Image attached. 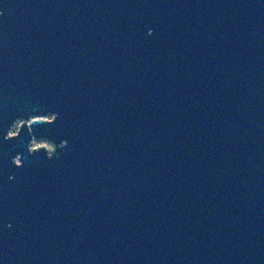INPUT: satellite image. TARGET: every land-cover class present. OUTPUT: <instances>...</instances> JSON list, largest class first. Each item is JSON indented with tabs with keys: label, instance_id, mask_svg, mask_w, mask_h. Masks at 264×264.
Returning <instances> with one entry per match:
<instances>
[{
	"label": "water",
	"instance_id": "obj_1",
	"mask_svg": "<svg viewBox=\"0 0 264 264\" xmlns=\"http://www.w3.org/2000/svg\"><path fill=\"white\" fill-rule=\"evenodd\" d=\"M0 13V264H264V0Z\"/></svg>",
	"mask_w": 264,
	"mask_h": 264
},
{
	"label": "rangeland",
	"instance_id": "obj_2",
	"mask_svg": "<svg viewBox=\"0 0 264 264\" xmlns=\"http://www.w3.org/2000/svg\"><path fill=\"white\" fill-rule=\"evenodd\" d=\"M52 118V115H49L48 117H46V119H51ZM19 124H20V122H18V123H16L13 127H12V129H11V133L13 134V133H15L16 131H17V129H18V127H19ZM39 145H46V146H50V144L49 143H47L46 141H43V140H41V141H34L33 143H32V146L33 147H38ZM51 147V146H50Z\"/></svg>",
	"mask_w": 264,
	"mask_h": 264
},
{
	"label": "clouds",
	"instance_id": "obj_3",
	"mask_svg": "<svg viewBox=\"0 0 264 264\" xmlns=\"http://www.w3.org/2000/svg\"><path fill=\"white\" fill-rule=\"evenodd\" d=\"M0 14H2V13H0Z\"/></svg>",
	"mask_w": 264,
	"mask_h": 264
}]
</instances>
